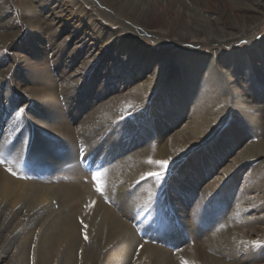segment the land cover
I'll list each match as a JSON object with an SVG mask.
<instances>
[{
    "label": "rangeland",
    "instance_id": "1",
    "mask_svg": "<svg viewBox=\"0 0 264 264\" xmlns=\"http://www.w3.org/2000/svg\"><path fill=\"white\" fill-rule=\"evenodd\" d=\"M29 2L30 8L25 0H0V26L7 23L9 25L7 31L16 33L7 45L1 44L0 40V160L8 151L15 149V145L20 146L17 144H21L22 133L29 134L32 139L27 145L29 146L27 154L25 150L21 152L16 150L15 154H25L22 169H5L14 178L45 185L57 184L60 181V178L51 179L49 175L51 170H48L51 164L45 167L38 163L36 157L37 145L35 144L40 139L47 138L49 142L55 143L48 137L50 130L42 131L38 125L45 119L52 120V115L46 108H42V111L40 107H37L38 104L36 106L29 94L24 92L29 87L42 88L35 68L49 67L48 76L57 84V94L52 93V101L61 100L60 111L67 119V124L72 129H78L81 124L77 122L78 120L75 122V119L83 116L84 121L88 116L85 113L86 110L96 109L119 96L128 97L134 93V87L139 80L143 82L147 80L144 75H139L143 69L139 72L137 69H132L128 62L129 54H121L120 50L115 48V42L110 44L105 42L108 36L122 37L133 44L132 50L151 51L155 53V57L161 55V59L166 60L170 65H173L176 58L173 56L175 54L180 56L182 52L185 56H197L203 66H210L212 62L217 61L224 63L223 73L220 76L223 82L221 92L227 96L226 103L219 111L220 116L213 117L214 121L211 125L213 132L210 139L203 140V137H199L184 159L167 163L166 168L159 164L152 172L162 174V180L146 176L141 180L142 182H139V185L150 184L148 181L152 183V189L143 190L149 193L146 203L150 204L151 200L159 204L162 202L161 209L163 214H167V218L162 217L161 210L158 214L156 213L155 218L158 217L166 224L161 229L163 238L146 233L143 226V220H148L146 216L142 215V219L128 218L118 205L114 207L115 211L128 222L132 232L141 242L134 246V258L138 256L144 245L151 244L168 251L175 264H184L185 260L179 257L184 247L202 244V240H205L212 232L214 233L218 226L233 220L229 218L234 209L238 208V194L248 173L256 172L257 179L250 182L254 186L253 193L256 186L264 187V158L254 164L247 161L237 169L234 165L240 160L238 155L246 145L252 141L264 140V113L259 117L253 116L244 107L251 104L261 107L264 111V18L253 29L243 36L240 35L237 41L224 47L213 48L207 45H194L178 37L173 15L163 18L155 17L154 28L148 27L150 22H142L137 17L134 19L133 14L139 8V0H89V2L87 0H30ZM246 2L251 3L250 0ZM206 3L207 7L203 8L212 14H217L216 12L222 8L229 10L220 0H215L213 4H209L208 1ZM227 17L230 21H234V15L229 14ZM152 31L159 33L149 34ZM162 31L166 34L163 35ZM160 36H164L165 39ZM161 42H166L165 46L161 45ZM169 49L173 52L168 53ZM250 62L254 66L252 72L249 69ZM7 68H13L12 72L2 80L3 71ZM173 74L165 78L158 93L151 97L150 95L144 97L145 101L133 98L132 101L122 104L120 110L122 116L117 119V123L128 122L132 126L136 125L137 128L133 129L129 137L115 140L116 143L112 141L109 147L107 145L102 147L103 152L106 153H112L115 150L119 154L123 146H126L128 150L120 155L121 157L114 154L110 160L108 159L109 163L132 154L133 150L160 143L161 132L165 131L164 135H169L190 120L191 106L185 107L184 102L178 104L175 100L171 102L170 89L180 85L186 79V76H181L173 80ZM37 78L38 80H35ZM228 79L234 80L232 86L227 85ZM172 80L174 82L170 85ZM17 83H21V86L18 87ZM67 85L69 89L65 88ZM160 94H165L169 100L168 105L161 107V104L156 103L159 101L156 98L158 99ZM242 100L245 102H241ZM153 107L164 110L156 116L153 113ZM21 109L24 113L18 115ZM35 121L38 124H35ZM16 125H20L18 133H15ZM14 133L15 137H13ZM4 138L8 143L4 142ZM52 138L54 139L53 136ZM111 139H114L113 136ZM26 141L27 139L23 141V144ZM32 151L35 152L32 153ZM209 155H212L213 160H209ZM99 157L97 152L79 145V163L89 180L105 166L103 163L105 159L100 163L97 160ZM50 160H52L51 157ZM230 164H233L231 169L228 167ZM0 165L3 168L6 166L1 162ZM258 165L263 171L258 170ZM61 179L65 183L69 182V177ZM211 182L217 188L212 193H205L204 188ZM175 185H179V191L181 189L184 193L180 195L175 192L173 187ZM188 189H192V193L186 196ZM153 190L157 193H153ZM252 191H248L247 194L253 195ZM178 203L183 206L182 214L177 207ZM152 205L154 206L155 203ZM108 206L111 207V202ZM246 207L247 205H244L242 208ZM55 208L59 211V206ZM256 208L259 210L256 211ZM146 212L148 214V210ZM24 213L20 215L22 222L27 221ZM233 215L236 220V222L233 220V223L242 220L245 227L251 228L249 230L257 227L258 218L261 217L258 229L255 228V231L249 233L250 248L239 254V260H242V264H264V237H259L264 229V200L254 207L250 205L248 212L239 208ZM186 218L188 221L189 219L197 220L196 230L194 229L192 233L187 231L186 223H184ZM207 221H209L208 226L203 228V224ZM81 223L79 221L80 226H84ZM3 224L0 225V264H15L21 256L23 259L26 258L29 264H36L37 247L33 243L32 246L28 245L31 239L27 233L22 234V230L18 229L17 226L20 223L18 222L17 226H11L9 230H4ZM168 225L171 230L168 229ZM200 229H203L201 233L198 231ZM38 230L36 228L35 232ZM178 233H180L178 237L182 238L175 240L173 236ZM257 244L258 246H254ZM239 260H236L235 264L241 262Z\"/></svg>",
    "mask_w": 264,
    "mask_h": 264
},
{
    "label": "bare ground",
    "instance_id": "2",
    "mask_svg": "<svg viewBox=\"0 0 264 264\" xmlns=\"http://www.w3.org/2000/svg\"><path fill=\"white\" fill-rule=\"evenodd\" d=\"M29 1L25 0L30 8L31 3ZM87 1L89 2V0ZM139 1V8L133 14L134 19L137 17L142 22H150L148 27L154 28L156 25L153 22H156V18L173 15L176 20L174 26L178 30V34H176L178 37L188 40L189 43L194 45H207L213 48L224 47L237 41L240 35L243 36V34L253 29L264 18V0H250V4L246 2L247 0H220L229 10L222 8L219 12H216L217 14H212L203 8L207 7L206 1L213 4L215 0ZM229 14L234 15V21L229 20V17H227ZM224 17L226 18L223 19ZM8 26L7 23L0 26L1 44L7 45L16 36V33L7 31ZM162 32L163 35L166 34L164 31ZM154 33L159 32L152 31L149 34ZM160 37L165 39L164 36ZM105 42L109 44L115 42V48L120 50L121 54H129L127 57L132 69H137L138 72L143 69L139 75H144L147 80L144 82L139 80L134 87V93L128 97L119 96L105 102L96 109L86 110L85 113L88 116L84 121L83 116L75 119V122L78 120L77 122L81 126L78 129H72L67 124V119L62 115V111H60L62 108L60 105L61 100L52 101V93L57 94V84L48 76L49 67L35 68L42 83V88L29 87L24 92L29 94V97L35 101L36 106L38 104L37 107H40L42 111L46 108L48 113L52 115V120L45 119L39 124L35 121V124L37 123L42 131L49 129L50 135L48 137L55 143L49 142L47 138L40 139L35 144L39 147L35 148L36 157L38 163L43 164L45 167L51 164L48 168V170H51V174H49L51 179L57 180L60 178V181L57 184L45 185L40 182L34 183L22 178H14L8 174L6 168L22 169L23 167L25 154L15 153L25 150L27 154V149H29L27 145L32 139H30L29 134L22 133L20 135L22 138L21 144H17L20 146L15 145V149H12L11 152L8 151L6 156H3L0 160L1 163L6 165L4 168L0 165V225L4 223V230H9L11 226H17L18 222L20 223L17 226L18 229L22 230V234L27 233V236L31 239L28 245L32 246L33 243L37 247L35 253L36 264H175L168 251L151 244L144 245L138 256L134 258V246L139 244L140 240L132 232L128 222L115 211L114 207L118 205L128 218L142 219V215L146 216L148 220H143L146 233L149 235L150 233L156 234L163 238L164 234L161 233V229L166 224L158 217L155 218L156 213L158 214L160 210L162 217L167 218V214H163V209H161L162 202L159 204L157 201L151 200L150 204L146 203L149 193L143 190L146 188L152 189V183L148 181L150 184L143 183L139 185V182H142L141 180L159 165L158 162L173 163L184 159L190 152V148L193 145L195 146L196 139L199 137H203V140L210 139L213 132L211 127L214 121L213 117L220 116L219 111L226 103L227 96L221 92L223 82L220 76L223 73L224 63L221 61L215 63L211 60L210 66H203L197 56H185L182 52L180 56L176 54L173 56L176 58H174L173 65H170L166 60L161 59V55L155 57V53H151V51L132 50L133 44L128 43L122 37L108 36L105 38ZM165 44L166 42H161V45L165 46ZM167 52L173 51L169 49ZM253 58L255 57L253 56ZM253 67L252 62H250L249 69L251 72L254 70ZM12 69L7 68L3 71L2 80L12 72ZM172 74L174 75L173 80L186 76L183 83L181 82L180 85L170 89V94L172 97L171 102L175 100L178 104L184 102L185 107L191 106L189 108L190 120L179 130L170 132L169 135L167 133V135H164L165 131L161 132L160 143H154V146L149 145L145 148L141 147L136 151L133 150L132 154L114 163H109L108 161L114 154L119 157L128 150L126 146H123L119 150V154L115 150L112 153H106L103 152L102 147L106 145L109 147L113 143L112 141L116 143L115 140L129 137L135 130L134 128H137L136 125L133 124L134 127L128 122L117 123V119L122 116V112H120L122 104L132 101L133 98H138V101H145L146 98L144 97L149 95L151 97L158 93L165 78ZM189 75L193 76L188 77ZM38 78L35 80H38ZM173 80L170 85L174 82ZM13 81H15L14 78ZM233 81L228 79L226 83L228 86H232ZM20 84L17 83L18 87L21 86ZM67 87L65 88L69 89L68 85ZM156 100H159L156 103L161 104V107L169 104L165 94H160ZM12 103L15 104L13 101ZM244 107L253 116L259 117L264 113L261 107H255L251 104ZM152 110L156 116H159L158 113L164 109L153 107ZM15 121L18 123L17 120ZM20 125H16L15 130L17 132L15 131V133L19 132ZM15 133L13 137L16 136ZM112 136L114 139H111ZM25 139L27 141L23 144ZM3 140L8 143L5 138ZM80 144L97 152V155H100L97 159L100 163L105 159L103 169L98 170L94 175L95 178L93 177L90 180L83 173L79 163ZM35 151H32V153ZM238 156L240 160L234 164L236 169L247 161L254 164L264 158V140L252 141L240 151ZM50 157L52 160H50ZM210 159L213 160L212 155H209ZM232 165L230 164L228 167L231 169ZM257 168H259V171H263L259 165ZM251 173L246 175V180L238 194V208L234 209L233 214L239 208L248 212L250 205L254 207L264 200L263 186H256L255 192L252 191L254 186L250 182L257 178L255 177L256 172ZM196 174L201 178L198 172ZM63 177H69V182L65 183L61 179ZM175 186H173L175 192L180 195L184 193L181 189L179 191V185ZM216 188L217 186L215 187L214 183L211 182L207 184L203 191L212 193ZM248 191H252L253 195L249 196ZM152 192L157 193L156 190ZM191 193L192 189H188L185 195L189 196ZM155 197L157 198V196ZM110 202L111 207L108 206ZM244 205H247V207L242 208ZM56 206H59V211L56 210ZM170 207L172 208L171 205ZM177 207L182 214L183 206L178 203ZM23 212H25L23 215L27 216L26 222L20 220ZM233 214L229 220H235ZM183 217L186 216L183 215ZM260 218H258L256 229L260 226ZM79 221L84 226H80ZM196 221L194 219L188 221L187 218L184 221L189 233H192L194 229L196 230ZM232 221L218 226L214 233L212 232L210 236L202 240L203 243L200 242L202 244H191L184 247L179 257L184 259L186 264H235V261L239 260V254L250 248L251 244L248 243L249 233L255 231V228L252 227L253 230H249L251 228L245 227L242 220L237 223H235L236 220L234 223ZM208 224L209 221L205 222L203 228L207 227ZM169 226L167 227L171 230ZM36 228L39 229L37 232H35ZM202 230H198L199 233ZM179 235L180 233L173 236V238L175 240L181 239L182 237H178ZM259 235V237H264V229ZM17 236L19 237V235ZM239 261L241 262L238 264H242V260ZM15 264L29 263L26 258L23 259L21 256Z\"/></svg>",
    "mask_w": 264,
    "mask_h": 264
},
{
    "label": "snow or ice",
    "instance_id": "3",
    "mask_svg": "<svg viewBox=\"0 0 264 264\" xmlns=\"http://www.w3.org/2000/svg\"><path fill=\"white\" fill-rule=\"evenodd\" d=\"M23 113H24V110L21 109L20 112L18 113V115H23ZM158 163L161 165V167L166 168V166H167V162L166 161H164V162H158ZM147 175L148 176H151L152 178H154L156 180H162L163 179V175L160 174V173L151 172V173H148ZM85 238H87V237H85ZM254 246H258V244L257 245H254ZM185 264H186V262H185Z\"/></svg>",
    "mask_w": 264,
    "mask_h": 264
}]
</instances>
